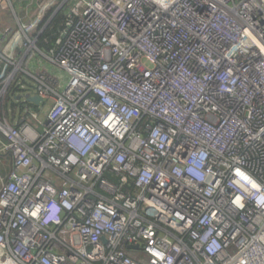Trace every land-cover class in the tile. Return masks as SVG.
<instances>
[{
  "label": "built area",
  "instance_id": "1",
  "mask_svg": "<svg viewBox=\"0 0 264 264\" xmlns=\"http://www.w3.org/2000/svg\"><path fill=\"white\" fill-rule=\"evenodd\" d=\"M14 1L0 264H264V0Z\"/></svg>",
  "mask_w": 264,
  "mask_h": 264
},
{
  "label": "trees",
  "instance_id": "2",
  "mask_svg": "<svg viewBox=\"0 0 264 264\" xmlns=\"http://www.w3.org/2000/svg\"><path fill=\"white\" fill-rule=\"evenodd\" d=\"M23 6L24 10L28 9L31 15L35 14L40 5L44 0H17ZM26 12V11H25ZM65 21V17L63 15H59L55 18L54 22L50 25V28L47 31V36L50 38L48 43L43 42L42 46L49 48L52 47L56 41V38L59 36L61 28L63 27ZM2 68V63L0 62V71ZM16 92V88H12L6 96V107L8 108L11 104V107L17 108L18 104L15 102V98L13 97V93ZM14 99V100H13Z\"/></svg>",
  "mask_w": 264,
  "mask_h": 264
},
{
  "label": "rangeland",
  "instance_id": "3",
  "mask_svg": "<svg viewBox=\"0 0 264 264\" xmlns=\"http://www.w3.org/2000/svg\"><path fill=\"white\" fill-rule=\"evenodd\" d=\"M14 6L17 11V14L20 18L25 16V10L19 1H14ZM15 16L10 10H2L0 8V24L2 25V30L5 31L7 28L15 24ZM3 48V46L1 47ZM6 113L9 115L10 111L7 109ZM32 123H35L34 119H31Z\"/></svg>",
  "mask_w": 264,
  "mask_h": 264
},
{
  "label": "crops",
  "instance_id": "4",
  "mask_svg": "<svg viewBox=\"0 0 264 264\" xmlns=\"http://www.w3.org/2000/svg\"><path fill=\"white\" fill-rule=\"evenodd\" d=\"M11 168H12V161L10 156H3L2 158H0V187L3 181L9 179Z\"/></svg>",
  "mask_w": 264,
  "mask_h": 264
},
{
  "label": "water",
  "instance_id": "5",
  "mask_svg": "<svg viewBox=\"0 0 264 264\" xmlns=\"http://www.w3.org/2000/svg\"><path fill=\"white\" fill-rule=\"evenodd\" d=\"M27 100L34 102L35 104H39V102L41 101L39 96H27Z\"/></svg>",
  "mask_w": 264,
  "mask_h": 264
},
{
  "label": "clouds",
  "instance_id": "6",
  "mask_svg": "<svg viewBox=\"0 0 264 264\" xmlns=\"http://www.w3.org/2000/svg\"><path fill=\"white\" fill-rule=\"evenodd\" d=\"M29 101V100H28ZM34 103V102H33ZM37 105V104H36Z\"/></svg>",
  "mask_w": 264,
  "mask_h": 264
}]
</instances>
